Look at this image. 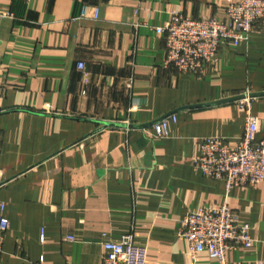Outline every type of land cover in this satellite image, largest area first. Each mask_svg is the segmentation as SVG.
Segmentation results:
<instances>
[{"label": "crops", "instance_id": "obj_1", "mask_svg": "<svg viewBox=\"0 0 264 264\" xmlns=\"http://www.w3.org/2000/svg\"><path fill=\"white\" fill-rule=\"evenodd\" d=\"M235 1L0 0L13 14L0 18V210L11 223L0 264H102L104 243L126 234L147 264H220L178 234L187 213L226 199L193 159L204 137H242L237 101L211 103L264 91V30L184 74L165 66L162 29L174 12L224 18ZM251 113L261 137L264 96ZM165 116L169 134L157 136ZM228 202L254 242L229 249L227 264H259L264 181Z\"/></svg>", "mask_w": 264, "mask_h": 264}, {"label": "built area", "instance_id": "obj_2", "mask_svg": "<svg viewBox=\"0 0 264 264\" xmlns=\"http://www.w3.org/2000/svg\"><path fill=\"white\" fill-rule=\"evenodd\" d=\"M98 9L95 18H98ZM226 16L194 18L172 13L162 29L164 33L165 66L184 74H200L207 63L218 59L224 43L239 45L256 30H264V0H236L226 6ZM13 14L0 10V18ZM83 65L79 69L83 70ZM128 86H131L130 84ZM248 95L249 93H244ZM254 98L245 97L237 103L247 113L245 131L239 139L207 136L201 140L200 154L193 159L194 167L226 187V199L221 205L203 206L183 218L179 237L187 240L192 256L207 252L220 264H227V251L251 247L254 239L249 223L242 222L228 202L236 188H255L264 181V135L259 136V119L251 113ZM153 124L157 136L169 134L168 119ZM0 210V257L3 253L10 220ZM73 240L72 236L67 237ZM102 264H147V248L137 244L132 234L121 240L106 241ZM166 264V263H163ZM259 264H264L261 261Z\"/></svg>", "mask_w": 264, "mask_h": 264}, {"label": "water", "instance_id": "obj_3", "mask_svg": "<svg viewBox=\"0 0 264 264\" xmlns=\"http://www.w3.org/2000/svg\"><path fill=\"white\" fill-rule=\"evenodd\" d=\"M251 97V98H255V97H260V96H264V91L263 92H256V93H249L248 95L246 94H242V95H238V96H234V97H230V98H227V99H223V100H220V101H217V102H214V103H211V104H218V103H225V102H230V101H237V100H240V99H243L245 97ZM167 117V116H165ZM165 117L161 118L160 120L164 119ZM159 120V121H160ZM158 122V121H157ZM156 123V122H155ZM154 124V123H153Z\"/></svg>", "mask_w": 264, "mask_h": 264}]
</instances>
